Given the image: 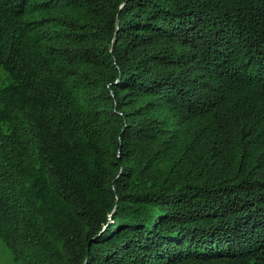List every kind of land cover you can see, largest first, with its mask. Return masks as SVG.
<instances>
[{
    "label": "trees",
    "instance_id": "1",
    "mask_svg": "<svg viewBox=\"0 0 264 264\" xmlns=\"http://www.w3.org/2000/svg\"><path fill=\"white\" fill-rule=\"evenodd\" d=\"M0 236L264 264V0H0Z\"/></svg>",
    "mask_w": 264,
    "mask_h": 264
},
{
    "label": "rangeland",
    "instance_id": "2",
    "mask_svg": "<svg viewBox=\"0 0 264 264\" xmlns=\"http://www.w3.org/2000/svg\"><path fill=\"white\" fill-rule=\"evenodd\" d=\"M0 264H18L10 248L0 236Z\"/></svg>",
    "mask_w": 264,
    "mask_h": 264
}]
</instances>
